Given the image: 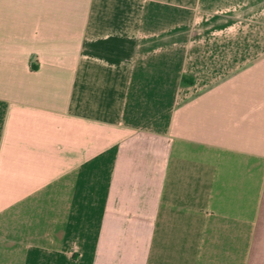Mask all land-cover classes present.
Listing matches in <instances>:
<instances>
[{
  "label": "crops",
  "instance_id": "0c3cea01",
  "mask_svg": "<svg viewBox=\"0 0 264 264\" xmlns=\"http://www.w3.org/2000/svg\"><path fill=\"white\" fill-rule=\"evenodd\" d=\"M201 2L0 0V264H264L261 27Z\"/></svg>",
  "mask_w": 264,
  "mask_h": 264
},
{
  "label": "rangeland",
  "instance_id": "374dc122",
  "mask_svg": "<svg viewBox=\"0 0 264 264\" xmlns=\"http://www.w3.org/2000/svg\"><path fill=\"white\" fill-rule=\"evenodd\" d=\"M198 10L193 35L201 44L232 42L235 49L244 38L243 31L247 28L253 30L259 23L260 41L264 45V0H202ZM254 38L250 36V41ZM221 51L225 50L222 48ZM235 52L239 51L233 50Z\"/></svg>",
  "mask_w": 264,
  "mask_h": 264
}]
</instances>
